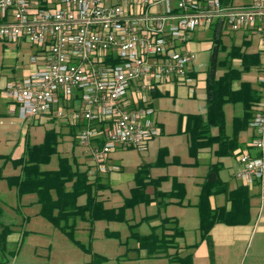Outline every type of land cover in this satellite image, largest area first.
Instances as JSON below:
<instances>
[{"label":"built area","instance_id":"2783aa9c","mask_svg":"<svg viewBox=\"0 0 264 264\" xmlns=\"http://www.w3.org/2000/svg\"><path fill=\"white\" fill-rule=\"evenodd\" d=\"M217 22L264 35V0H0V39L28 40L39 49L30 56L28 73L1 90L10 113L21 119L84 123L78 143L98 171H115L119 166L107 162L111 151H143L161 132L147 90L169 78L191 84L189 64L196 53L185 43L194 30ZM258 82L262 99L249 126L259 153L240 152L236 173L249 185L264 178V72ZM135 83L143 105L129 108ZM100 136L103 143L93 146Z\"/></svg>","mask_w":264,"mask_h":264},{"label":"trees","instance_id":"16d2710c","mask_svg":"<svg viewBox=\"0 0 264 264\" xmlns=\"http://www.w3.org/2000/svg\"><path fill=\"white\" fill-rule=\"evenodd\" d=\"M231 3L233 0H221ZM211 37L213 50L206 71V112L188 115L189 121L186 128L189 140V153L196 156L204 147L217 144L215 153L218 156L233 155L241 147L238 140L239 132L248 127L253 117V106L262 99V92L247 80L242 79L252 64L258 63L257 54L241 52L239 47L232 46L222 59L219 52L223 49L222 23L212 25ZM238 57L241 67L233 64V59ZM119 61V59H115ZM224 72L218 75V70ZM238 83V87L235 86ZM227 103H240L242 113L235 116L232 121L231 133H227L225 120V105ZM142 105V103H141ZM84 125V123H79ZM80 125L67 124L68 134L76 141V131ZM213 128L218 132L214 133ZM65 133L52 127L45 131L40 143H32L26 138L24 151L18 158L4 156L5 161L11 162L19 172L4 176L0 170V179L5 178L9 187H14L19 197L25 194H36V201L40 205V214L60 229L67 237L82 246L87 251H92L91 246L85 245L77 238V228L81 222L88 223V234L93 236L94 222L97 220L126 222L129 234L123 242L131 249V244H136V250L144 249L145 257H167L171 264H193V249L197 243L180 245L179 239L184 235V228L176 217H158L157 214L147 215L139 221H131L127 211L136 205L149 204L156 201L159 206L171 202L183 204L186 196L185 184L173 178L172 188L168 191L160 189L161 182L166 176L152 177L150 168L152 163L142 164L134 174L135 184L128 196H124L123 203L117 207H107L100 198V190L110 188L104 177L96 175L90 177L89 170L83 169L81 162L75 154L66 155L58 151V145ZM166 150H161L159 156ZM57 156L56 167H47L52 157ZM222 164L214 162L209 165L205 180L201 186L196 206L199 210L201 238L209 245L212 256L213 242L210 235L211 228L218 222L227 224H243L249 221L250 194L247 186H239L234 190L228 189V184L220 177ZM154 187L153 194L147 192V187ZM225 192L231 202L228 209L224 205L213 207L210 197L214 194ZM85 196L84 203L79 202V197ZM3 207L0 205V248L6 246L7 238L12 232L10 224L2 221ZM155 223L151 219L157 218ZM150 223V230L142 233L138 230L141 222ZM108 236L119 237V232L106 228ZM130 245V246H129ZM186 249L185 252L182 250ZM174 250V251H171Z\"/></svg>","mask_w":264,"mask_h":264},{"label":"crops","instance_id":"0c3cea01","mask_svg":"<svg viewBox=\"0 0 264 264\" xmlns=\"http://www.w3.org/2000/svg\"><path fill=\"white\" fill-rule=\"evenodd\" d=\"M250 1L251 0H246L244 3ZM211 27L194 30L189 40L185 43L186 50L196 53V58L189 64V74L193 77V82L191 84L179 83L175 78H169L147 90L149 105L154 108L152 117L156 120L161 132L149 141L145 150L140 151L131 146L117 147L108 154L107 162L118 165L119 169L107 172H101L96 169L88 153L89 150L87 151V149L84 148L85 154L76 156L81 162L82 168H88L92 179L98 175L104 177L110 184V188L102 189L99 192L100 198L103 199L107 207H117L123 203L124 196L130 194V190L135 184L134 174L136 170L144 163L153 164L150 168V175L152 177H167L161 182L159 187L164 191H168L172 188L173 178L182 181L186 187V196L183 204L171 202L167 205L159 206L156 201H153L147 204L150 210L142 213L141 218L153 214H157L158 217H176L179 224L184 228V235L179 239L180 245L185 247L197 243L196 247L193 249V264H264V178L249 185L243 183L236 176L237 171L240 169L238 154L242 151H250L252 154L259 153L251 145L254 131L248 125L247 128L239 132L238 140L241 147L238 148L233 155L218 156L215 153L217 144L212 147L201 148L196 156H192L189 153V140L186 132L189 121L188 115H205L206 112V71L213 50ZM263 39L264 35L258 31H232L223 26L222 43L224 48L219 52L220 59L224 58L223 56L227 54L232 46L239 47L241 52L257 54L258 63L252 64L250 68L242 74V79L250 81L254 87L260 91L261 85L258 82V78L264 72ZM23 40L24 39L19 40L18 42ZM38 50L36 46L35 51L32 52L30 56ZM30 56L20 74L13 76V78L3 77L0 83L1 92L2 87L8 81L20 79L28 73L30 68ZM233 64L241 67L240 59L238 57L234 58ZM223 72L224 68H220L218 70V75ZM235 86L238 87V83H235ZM137 88V83L130 88L127 96L129 108L139 106L141 103L143 105L141 100L142 93ZM241 113L242 106L240 103H227L225 105L227 133H231L233 118L241 115ZM43 118L51 123L52 121L48 119L61 121V123H52L54 125L52 127L65 133V135L68 134L69 127L67 124L69 122L64 119L55 116L32 117L34 123L39 122V124L43 123ZM63 122L66 123V126ZM81 127L82 125L79 126V128ZM79 128L76 131V136ZM213 132L217 133L218 129L213 128ZM26 138H29L32 143H40L43 140V138H40L38 140L36 139V142H34V140L31 139V135L21 136L18 141V149L11 155L12 158L21 156L24 151ZM103 140L101 136L93 139L92 145H101ZM67 144L73 148L74 144L79 143L77 138L76 141H74L71 135V138L64 139L59 143L58 151L62 154L66 153L64 150ZM163 149L166 150L165 154L159 156L160 151ZM214 162H220L222 164L220 177L228 184L229 190H234L239 186H247L250 194V206L249 221L247 223L227 224L218 222L211 228L210 235L213 242L211 256L207 241L201 238L199 210L196 203L209 165ZM11 164V162H7L5 167ZM14 170L16 173L19 172L18 168H14ZM147 192L153 194L154 187L149 185L147 187ZM85 200V196L79 197L80 203H84ZM142 204L144 203H141V206ZM210 204L213 207L220 205H224L228 209L231 207V202L227 199V194L225 192L212 195L210 197ZM128 214L131 221H136L137 217L131 216L130 211ZM158 217L151 219L150 223L157 222ZM147 223L150 228V223ZM131 247L132 250H136V244H131ZM182 251L185 252L186 249ZM137 254L136 256L138 257H144L145 250L141 249L139 252L137 251Z\"/></svg>","mask_w":264,"mask_h":264},{"label":"rangeland","instance_id":"374dc122","mask_svg":"<svg viewBox=\"0 0 264 264\" xmlns=\"http://www.w3.org/2000/svg\"><path fill=\"white\" fill-rule=\"evenodd\" d=\"M245 1L233 0V3L241 4ZM35 49L36 45L28 40L18 42L0 39V83L3 77L13 78L20 74ZM48 120L53 124L61 123ZM52 123L44 118L43 123H34L31 116L20 119L10 114L9 102L0 91V170L4 176L16 173L12 164L5 167L8 161H5L4 156H11L16 152L20 137L31 135V139L36 142V139L44 138L45 131L54 126ZM68 138L71 135L64 134L61 141ZM64 151L66 153L63 154L69 155L85 154L84 147L80 144H74L73 148L67 144ZM56 165L57 156L54 155L47 167ZM0 205L3 207L2 221L10 224L12 229L6 246L0 248V264H170L167 258L136 256L137 251L129 249L123 243L129 234L126 222L97 220L94 222L91 238L88 223L81 222L77 228V238L91 246L92 251H87L40 214L36 194L29 193L19 197L16 189L9 187L5 178L0 179ZM149 210L147 204H138L127 211V216L130 211L131 216L137 217L136 221H139L142 219L141 214ZM106 228L119 232V237L108 236ZM138 230L148 232L149 224L141 222Z\"/></svg>","mask_w":264,"mask_h":264}]
</instances>
